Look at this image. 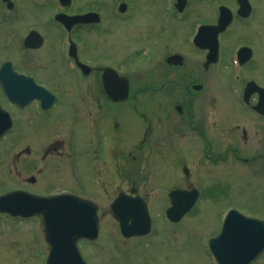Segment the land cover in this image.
Instances as JSON below:
<instances>
[{
  "label": "rangeland",
  "instance_id": "obj_1",
  "mask_svg": "<svg viewBox=\"0 0 264 264\" xmlns=\"http://www.w3.org/2000/svg\"><path fill=\"white\" fill-rule=\"evenodd\" d=\"M104 1L107 6L105 14L111 6L116 11L118 4L112 2L114 0ZM118 1L126 3L129 10L119 17L116 15L118 19L114 22L108 21V15L103 17L110 36L106 43L113 46V50L106 46L98 48L95 32L91 35L95 43H87L89 38L85 34L79 37L78 43L81 56L94 65H113V56L115 63L129 65L126 71L121 72L129 80L128 101L112 106L100 94H95L97 84H93L94 80L89 85L82 84L76 77L68 81L63 77L66 76L64 65L61 67L59 63H53L55 61H47L50 64L45 65L51 68L43 69L44 61L41 60L37 73L39 78L52 86V80L55 81L52 77L58 76L56 79L61 77L70 82L72 89L66 91V98L54 108L53 125L52 128L46 127L49 130L47 135L46 128L39 121L27 127L25 146L31 152L23 159L24 176L29 178L34 174L35 158L45 145V137L63 141L64 148L58 155L61 157L50 159L52 163L49 161L37 184L24 183L23 187L42 196L76 194L93 200L101 207L99 237L94 241H80L78 245L88 264H213L206 255L205 244L207 237L216 235L228 209L264 220V128L246 126L248 138L244 141L241 139V127L240 133L233 131L231 137H227V130L242 124V113L239 107L235 106L237 112L228 108L230 100L224 95L225 80H221L220 85L218 81L212 82L210 88L204 84L207 75L201 74L203 52L195 51L188 41L192 29L202 21H212L217 4H225L226 0H217L216 5L206 2L204 6L200 1L199 5L197 0H188L179 22L171 15L174 11L171 2L173 4L175 0ZM164 3L172 8L164 9ZM96 4V0H74L70 10H85ZM162 10L166 12L160 16L159 11ZM156 22L166 24L171 32L174 31L175 39L172 40L175 42L170 39L160 44L153 42L157 36L149 35L158 28ZM14 23L9 24V29ZM178 34L181 39L176 38ZM53 41L57 42V39L51 35L46 45H52ZM176 41L181 55H184V64L180 69L166 70L164 58L171 49H176ZM47 56L55 57L56 51H49ZM99 56L103 58L98 60ZM146 58L147 62L144 61ZM209 71L217 72L219 69L214 67ZM173 72L192 73L196 78L192 83L202 85L203 90L194 93L198 100L191 105L194 117L204 125L200 127L201 131L198 130L201 134L194 133L193 129H184L192 132L193 141L184 143L175 137L177 142L168 144L163 139V134L169 138L164 125L155 121L153 124L152 121L151 136L137 148L136 140L146 129L139 124L141 118L133 115L128 107L136 105L138 109H146L152 119L153 115L154 119L160 114L164 116L163 110L173 109L172 103L180 98L179 88L189 81L178 80V75H173ZM164 82L176 91L163 96L161 87ZM147 85L144 91L142 88ZM210 95L215 98L211 108ZM30 109L34 110L33 107ZM113 119L120 132L114 130L109 135L104 134L101 128L111 126ZM213 119L217 120V125L212 128L210 123ZM256 129L260 140L255 146L252 131ZM135 135L137 137L134 138ZM116 136L118 139H114ZM207 142L209 148L206 147ZM0 152H3L0 158L2 194L20 187L11 159L17 152V143L0 144ZM247 158L251 159L250 162L244 161ZM183 165L188 168V176L182 173ZM189 187L199 189L201 197L178 224L169 228L164 219V210L169 204L167 193L172 189L187 190ZM131 188H136L146 200L153 228L148 236L124 239L107 208L117 193L129 194ZM39 232L32 219L20 222L0 214V264H43L47 250ZM252 264H264V254Z\"/></svg>",
  "mask_w": 264,
  "mask_h": 264
},
{
  "label": "flooded vegetation",
  "instance_id": "obj_2",
  "mask_svg": "<svg viewBox=\"0 0 264 264\" xmlns=\"http://www.w3.org/2000/svg\"><path fill=\"white\" fill-rule=\"evenodd\" d=\"M199 1L203 6L206 2L213 5L217 4V0H197L198 4L200 5ZM187 2L188 0H180L179 11L183 8L181 10V14L187 5ZM8 3L10 5L9 8ZM71 3L67 7H61L59 5V2H56L55 0L54 2L52 0H0V67L3 64L9 65V71L8 67L6 66V69L3 73V79L6 84V92H4L0 87V125L8 127V124H11L10 128L6 130L4 136L1 138L0 144L5 142L9 144L17 143V152L11 156L13 164L15 165L14 170L16 171L18 180L20 181V187L15 188L16 190H25L23 187L24 183H29V181L31 180H33L32 184H37L39 181V175H41L46 170V168H48L49 161L52 163L53 160L50 159L54 157H61L58 155L61 154V151H63L64 148L63 141H57L55 139L45 137V145L41 148V151H38L36 155L37 157L35 158V160L37 161V165L35 166L32 179L26 178L24 176L23 159L25 156H30L31 152L30 148L25 146V134L27 127L32 126L33 123L39 121V124L43 125L45 128H52L53 118L51 117L53 110L54 108H57V105L61 104L60 101L65 99L67 96L64 95L63 97V92L61 91L64 90V92H66L67 90L72 89L71 83L68 81L70 80L69 78L75 76H73L74 73L72 71H67L66 67H68V64L78 73V67L74 64L73 58L68 55V45L64 42L66 35H69L70 40L74 42V53L78 58V61L88 66L87 72L80 76L82 84L84 83L85 85H89L91 84V81L94 80L93 84H97V93H95L96 95L100 94L105 99V102L109 103L112 106L120 104L119 102L111 101L106 96L102 80V73L106 66H109L116 70V72H118V63H115L114 56L112 60L113 65H103L102 63L94 65L90 63V61L86 60L85 57L81 56V50L78 43L80 35L84 34L85 36L91 37V40H87V43H95L94 40H92L93 37L91 36L95 32L98 39V48L101 46L102 48L106 46L108 49L112 48L113 50V46H108L106 43L110 36L108 35L109 29L107 28L106 24L103 23L104 10L106 9L105 2L104 0H97L96 8H87L85 10H77L75 12L70 10ZM174 5L175 4L173 3L172 6L174 7ZM219 6L224 7L227 10V13H222L221 16L228 22L225 29L222 31H214L215 29H210L207 32L203 30L199 35L198 43L204 47L199 49V51L203 52V62L201 65L203 67V72H201V74L207 75L203 82L205 85H209V88L210 85L213 84L212 82L218 81V85H220L221 80L226 81L224 95L228 100H230V103H228V101L226 100L225 102L228 103V108L230 107L229 109L232 112H237L235 108L239 107V110L242 113V124L238 123L232 126L233 130H227V137H231L233 131L234 133L239 132V128L241 127V139H243L244 141L248 138V131L244 129L246 126L250 128L252 126H255L256 128L260 127V130L264 128V114L259 113V111L255 109L259 101L258 92L255 88L257 87L264 89L263 0H226L225 4H217V8L214 12L215 14L212 21H202L199 24L203 26L208 25L211 27H216L219 17ZM108 10L110 13L109 15L116 16L115 13H111V8H108ZM89 11L100 13L101 18L98 24H71L70 31L66 32L60 25L58 20H55L56 15L58 14H60V16L69 18L73 15L84 14ZM172 14L174 15V19H176V17H179V21H181L183 18L175 12H173ZM39 16L41 17V20ZM112 20L114 22L116 20L115 17H112ZM12 22L15 23L12 29H9V24ZM155 25L158 28L155 27L156 31L153 34L149 35L157 36L154 37L155 39L154 41L152 40L153 42H158L160 44L161 41L165 39H175L173 33L174 31L172 30L171 32L170 29L167 28L168 25L158 22H156ZM33 31L38 33L42 41V44L38 47L32 46L33 39L27 40V38L30 34H32ZM32 35L33 38L37 36V34ZM51 35H53V37L57 39V42L53 41L52 45H46V42L48 38L51 37ZM158 37H160L161 39H156ZM111 38H113L114 40V36H112ZM176 38L181 39V35L178 34ZM178 45L179 44H177L176 41V49H171V51H169L164 58V66L166 70L180 69L184 64L185 58L184 55H181L182 52L179 51L180 48ZM213 47H215L214 49L215 51H217L216 63L209 64L208 66L206 65V68H204V65L206 63L205 60L210 51H212ZM238 49H241V52L239 54H237ZM45 50H48V52L53 50L56 51V56L48 57V52ZM57 56L59 60L58 62ZM172 57L173 59L169 60ZM179 57L180 64H175L174 61L176 59H179ZM102 58L103 56L97 57L98 60ZM41 60L44 61L45 67L43 69H50L51 66L47 65L50 64L49 62L53 61H55L53 63H59L61 67L64 65L66 76L63 75V77H65L68 81L64 80V78L61 79V77L56 79V77L58 76H53L52 79L54 78L55 80H52L53 85H47L46 82L42 80V78H39L37 76V73H39L38 69L40 68ZM45 63L48 64L45 65ZM214 67L219 69V71L210 72V68L212 69ZM235 69L237 70V75L233 77ZM14 73L17 75L30 76L34 79L36 84L48 89L50 93L55 95V101L53 102V104H51L46 110H42L40 108L39 102L36 100L30 101L25 105L26 97L24 79H21L19 77H17L16 79L13 76ZM172 74H177L178 80H183V82L184 80L189 81L187 84H182V87L179 88L180 98L177 102L172 103L173 109L168 108L163 110V113H165L163 116V120L160 116L157 119V122L160 123L161 126L164 125L163 128L165 129V133L169 135L168 139L166 138V135L163 136L165 143L173 144L177 142L175 137L184 140L185 143L186 140L193 141V138H191L192 132H186L184 131V129H193V132L195 133L196 129L200 131V127H204L200 120H197L194 117V111L191 109V105L193 103H196V101L198 100L194 97V93H200L203 88L201 84H198L201 86L199 90H194L192 88L196 84L192 83L196 82V78L192 77V73L173 72ZM261 76H263V78H261ZM166 81L167 79L165 80V82ZM165 82L163 84V89L168 92L176 91L172 86H169V84H165ZM249 82H253L254 85L250 87L245 103L243 102V95L245 87ZM9 87L11 91H16V93H12V98H9ZM167 95V92H165V96ZM209 102V108H211V106H213V103H215V98L211 95L209 96ZM29 107H33L34 110L30 109ZM177 107L180 108L179 112L176 111ZM129 109L133 112H136V105L131 106V108ZM183 115L184 117H182ZM102 116L103 118H105L104 115ZM143 118V121L145 123L144 127L146 130L145 135L141 136V141L139 143L140 145L147 142L148 138L152 134L153 127V119L151 117H149L145 113L143 115ZM110 123L111 126L104 125V129L101 128L102 132L109 135L110 133L114 132V130H116L117 133H119L120 128L118 123H116V120L113 119ZM210 125L212 126V128L215 127L217 125V120L213 119ZM46 130L47 131L45 132V135H47V133L49 132L47 128ZM252 133L255 143L258 144L260 140L259 131L256 129L252 131ZM135 137H137V135H135L134 138ZM114 139H118V137L116 136ZM140 145L137 148H140ZM183 145L181 147H183ZM207 147H210L208 142ZM2 155L3 152H0V158L2 157Z\"/></svg>",
  "mask_w": 264,
  "mask_h": 264
},
{
  "label": "water",
  "instance_id": "obj_3",
  "mask_svg": "<svg viewBox=\"0 0 264 264\" xmlns=\"http://www.w3.org/2000/svg\"><path fill=\"white\" fill-rule=\"evenodd\" d=\"M176 60L175 64L179 63V59ZM103 80L113 100L126 98L125 80L118 79L110 70H105ZM171 196L172 207L166 215L177 221L193 205L196 195L178 191ZM0 211L10 216L39 218L49 252L48 264H71L78 256L76 241L80 238L95 239L99 233V209L91 202L72 195L38 197L22 192L7 193L0 196ZM108 211L119 222L124 237L146 235L150 231L145 204L139 198L119 195L109 205ZM210 246L219 264H249L264 249V222L232 211L219 236L210 240Z\"/></svg>",
  "mask_w": 264,
  "mask_h": 264
}]
</instances>
